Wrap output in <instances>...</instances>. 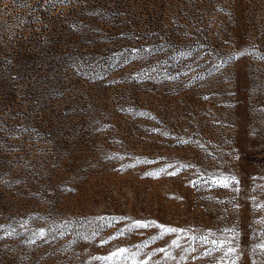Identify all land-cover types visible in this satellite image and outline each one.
<instances>
[{
	"label": "rangeland",
	"instance_id": "374dc122",
	"mask_svg": "<svg viewBox=\"0 0 264 264\" xmlns=\"http://www.w3.org/2000/svg\"><path fill=\"white\" fill-rule=\"evenodd\" d=\"M0 264H264V0H0Z\"/></svg>",
	"mask_w": 264,
	"mask_h": 264
},
{
	"label": "snow or ice",
	"instance_id": "6c2138e0",
	"mask_svg": "<svg viewBox=\"0 0 264 264\" xmlns=\"http://www.w3.org/2000/svg\"><path fill=\"white\" fill-rule=\"evenodd\" d=\"M233 179H234V178H233ZM225 183H226V182H225ZM137 223H140V222H137ZM160 227L163 228L164 226L161 225ZM41 231H43V230H41ZM167 231H172V232H174V231H176V229H167ZM173 243H175V241H173ZM221 243H223V242H221ZM231 250H232V249H229V251H231ZM117 251L123 253V252H125V251H127V250H126V249H118ZM111 255H112V256H115L116 253L114 252V253H112Z\"/></svg>",
	"mask_w": 264,
	"mask_h": 264
}]
</instances>
